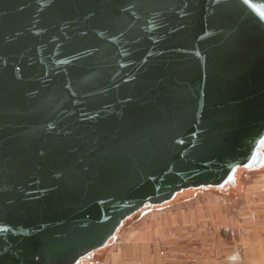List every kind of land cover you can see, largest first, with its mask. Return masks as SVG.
<instances>
[{"label": "water", "instance_id": "95a60500", "mask_svg": "<svg viewBox=\"0 0 264 264\" xmlns=\"http://www.w3.org/2000/svg\"><path fill=\"white\" fill-rule=\"evenodd\" d=\"M262 169L264 0H0V264Z\"/></svg>", "mask_w": 264, "mask_h": 264}, {"label": "crops", "instance_id": "0c3cea01", "mask_svg": "<svg viewBox=\"0 0 264 264\" xmlns=\"http://www.w3.org/2000/svg\"><path fill=\"white\" fill-rule=\"evenodd\" d=\"M195 198L218 205L199 211L200 218L211 212L212 224L181 218L171 224L165 218V225H159L151 217L164 208L147 210L119 236L113 264H264V169L241 174L223 195L199 191L186 196L187 201ZM228 204L230 209L224 207ZM168 228L174 237L156 242V235ZM108 251L101 264H106Z\"/></svg>", "mask_w": 264, "mask_h": 264}, {"label": "rangeland", "instance_id": "374dc122", "mask_svg": "<svg viewBox=\"0 0 264 264\" xmlns=\"http://www.w3.org/2000/svg\"><path fill=\"white\" fill-rule=\"evenodd\" d=\"M243 177H244V175H243ZM192 192L194 193L196 191H189L188 190V191L184 192L183 194L178 195L172 202L167 204V206L162 207L164 209L161 212V214H156V215L152 216L151 217V221L154 220L155 223L158 222L159 225H162V224L165 225L166 219L168 220V223L172 224V223L175 222V219L181 218V219H189L191 221V224H199L200 219H204L203 221L206 220L207 223L212 224L213 223V217H212L211 212L206 217L200 218L198 216L200 214L199 211H202V212L203 211L206 212L207 210L211 211L213 208L217 207L218 205L215 204V203H212V201L206 202L204 200L205 198H201V199L195 198L194 200L187 201L186 196H188L189 194H192ZM208 192L212 193V191H208ZM222 205H224V204H222ZM224 207L226 209H230L231 208V206L229 204L224 206ZM139 215L140 214H136L135 215L136 216L135 217L136 220L138 219ZM161 221H162V224H161ZM203 221H201V223ZM127 223H129L128 225H131V220H129ZM172 232L173 231L169 229V230H167L166 233H164V232L158 233L156 235L157 236L156 237V242L167 241L168 240V238H166L167 236L174 237L175 234H172ZM123 233H124V230H122L120 232V235H123ZM163 246H165V245H163ZM108 250H110V251H108ZM117 250H118L117 244L116 243H113V244L111 243V245H109L108 247H106V248H104V249H102L100 251H97L96 255L94 256V258L91 261V263H93V264H101V262L103 260V257L106 255L105 253L108 251L109 253L107 254V262H106V264H113V262L115 261V257L117 256ZM161 253H163L162 249H161Z\"/></svg>", "mask_w": 264, "mask_h": 264}]
</instances>
